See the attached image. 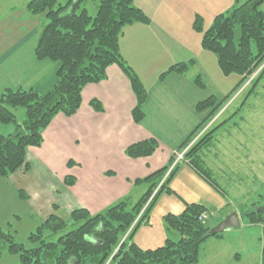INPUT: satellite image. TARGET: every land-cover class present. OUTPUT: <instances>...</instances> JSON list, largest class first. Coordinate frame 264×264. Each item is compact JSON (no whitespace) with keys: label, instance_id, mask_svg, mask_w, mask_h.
<instances>
[{"label":"trees","instance_id":"obj_1","mask_svg":"<svg viewBox=\"0 0 264 264\" xmlns=\"http://www.w3.org/2000/svg\"><path fill=\"white\" fill-rule=\"evenodd\" d=\"M83 0H68L64 4L57 0H29L25 4L31 15H43L46 23L41 29L33 48L37 60L59 63L56 80L46 92L33 88L6 87L0 93V123H12L14 131L0 134V176L9 177L17 170L28 171L26 151L30 146L38 147L43 141V131L52 118L63 113L71 116L80 107L81 92L85 85L106 78V68L117 64L129 79L136 103L132 109L133 120L138 123L143 117L142 105L146 99V88L136 72L124 61L119 51V37L125 26L147 23L148 17L134 5L133 0H98L97 9L90 14ZM234 6L226 13L216 14L211 24L202 32L201 45L215 55L218 67L224 76L238 75L239 80L221 101L212 95L197 103L198 111L209 110L207 117L178 146L182 149L199 130L219 111L230 96L237 91L248 77L262 65L250 81L253 86L264 75V0H233ZM194 27L201 28V18L196 17ZM191 62V61H190ZM190 62L174 63L160 74L183 73ZM202 87L199 75L193 78ZM251 87L248 89H251ZM90 105L97 111L102 106L97 100ZM23 108L24 116L18 120L12 111ZM209 137L205 133L184 154V161L211 186L218 185L202 167L199 151ZM158 148L154 138H147L128 145L125 153L131 158L149 156ZM175 153L168 163L135 182L148 184L146 191L132 205L120 200L98 213L86 208L72 210L67 219L50 214L38 225L29 238L38 243L25 248L8 232L0 228V239L9 242V252L18 254L20 264H192L197 262L202 242L220 233L209 235L208 225L200 218L206 208L199 203L184 202L180 213L163 216L166 228L174 230L178 239L166 238L155 248L143 249L132 241L136 228L148 219L149 211L161 191H170L167 186L178 164L161 184L157 194L137 220L130 233L126 231L137 217L151 193L161 181ZM71 166L72 161H68ZM106 174H110L109 171ZM66 184L73 182L66 176ZM20 195L24 196L23 190ZM256 207L241 212L251 223H262L260 264H264V212ZM222 233V232H221Z\"/></svg>","mask_w":264,"mask_h":264},{"label":"crops","instance_id":"obj_2","mask_svg":"<svg viewBox=\"0 0 264 264\" xmlns=\"http://www.w3.org/2000/svg\"><path fill=\"white\" fill-rule=\"evenodd\" d=\"M133 3L149 20L124 27L119 51L146 88L143 117L138 123L133 120L136 99L129 79L117 64H111L104 80L84 86L76 113H58L52 118L42 133V144L27 148L29 170L20 169L9 177L26 191L30 203L44 218L53 213L67 219L72 210L80 207L98 213L120 200L134 204L148 187L147 183L135 180L166 165L178 146L207 117L209 110L198 111L197 103L212 95L217 102L221 101L239 80L238 75L222 74L232 78L225 85L218 75L221 71L215 55L201 45L202 32L216 14L226 13L234 6L233 0ZM25 4L0 19V93L6 87L33 88L43 93L56 80L59 63L37 60L33 53L40 19L45 17L29 14ZM196 17L201 18L200 29L194 27ZM179 62H190L189 68L160 77L169 66ZM196 75L201 77L202 87L194 82ZM217 79L223 86L215 83ZM94 99L99 101L102 111L90 105ZM147 138L158 142L153 154L137 158L126 155L128 145ZM69 160L71 166L67 164ZM178 164V168L206 188L202 177L187 163ZM32 174L35 175L31 177ZM66 176L73 177L69 185L64 181ZM171 183L173 192L186 201L188 198ZM190 202L203 205L198 200ZM183 208L184 205L181 211ZM144 239H137L135 234L132 237L141 248V241L146 244Z\"/></svg>","mask_w":264,"mask_h":264},{"label":"rangeland","instance_id":"obj_3","mask_svg":"<svg viewBox=\"0 0 264 264\" xmlns=\"http://www.w3.org/2000/svg\"><path fill=\"white\" fill-rule=\"evenodd\" d=\"M28 1L0 0V19ZM66 1L57 0V3L64 4ZM97 4L98 0H83L81 6L94 14ZM46 22V19H40L39 31ZM219 74L225 85L231 83L232 78H224L221 72ZM211 75L214 80V74ZM216 81L219 84V79ZM222 82L220 84L223 86ZM250 87L242 89V92L235 91L230 96L229 105L236 99L235 102L227 110L229 105L221 107L209 120L208 126H205L207 122L183 147L187 151L208 133L209 137L198 154L202 167L221 190L211 186L204 178L200 179L206 188L199 186L179 167L167 183L170 191L160 192L151 206L147 221L142 222L134 232L139 240L141 236L145 237L146 244L140 243L143 249L160 246L166 236L175 240L179 237L174 230L166 228L163 219L168 213L180 212L185 201L173 192L172 182L188 198L187 202L198 200L209 210L202 211L206 217L203 220L208 225L217 224L232 210L240 217L239 227L228 228L220 235L202 242L198 260L192 264H260L263 224L248 222L241 212L264 204V75L248 92ZM12 111L18 120L23 119V108L17 107ZM13 131L12 123H0V134L6 135ZM184 162L182 159L179 163ZM9 177L0 176V228L16 242L29 248L38 243L37 239L31 241L29 236L37 231L44 217L30 203L26 191L23 190L24 196L20 195L19 185L10 181ZM193 177L200 181L199 177ZM8 246L7 240L0 239V264H20L18 254L9 252Z\"/></svg>","mask_w":264,"mask_h":264},{"label":"built area","instance_id":"obj_4","mask_svg":"<svg viewBox=\"0 0 264 264\" xmlns=\"http://www.w3.org/2000/svg\"><path fill=\"white\" fill-rule=\"evenodd\" d=\"M261 67H262V65L259 66V67H258V68H257V69H256V70H255V71H254V72L248 77V79L245 81V83H244V84H243V85H242V86L236 91L237 93L240 92V91L242 92L246 87L249 86L250 81L255 77V75L258 73V71L261 69ZM242 89H243V90H242ZM227 101H228V102H227ZM227 101H226L227 104H226V105L224 104L222 107H225V106L229 105L231 99L229 98ZM212 118H213V117H212ZM212 118H211V119H212ZM211 119H210V120H211ZM209 123H210V121H208V123H207L205 126H208ZM186 149H187V148L185 147V148H182V149L177 150V151L175 152L174 159H173L172 163L170 164L168 170L166 171L165 175L163 176V178H162L160 184L158 185V187H157L156 189L153 190V192L151 193L150 197L147 199V201L145 202V204H144L143 207L141 208L140 213L137 215V217L135 218V220L132 222V224L130 225V227H129L128 230L126 231V233H125L123 239H124L129 233H130V231L132 230V228H133L134 225L136 224L137 220L141 217V215L143 214V212L146 210L148 204H149V203L151 202V200L153 199V197H154L156 191H157L158 188L161 186V184L164 182L165 178L169 175V173L171 172V170L173 169V167H175V165L178 164V163L184 158V153H185ZM200 218H201V219H205V218H206V217H205V214L202 213V214L200 215Z\"/></svg>","mask_w":264,"mask_h":264},{"label":"water","instance_id":"obj_5","mask_svg":"<svg viewBox=\"0 0 264 264\" xmlns=\"http://www.w3.org/2000/svg\"><path fill=\"white\" fill-rule=\"evenodd\" d=\"M255 210L264 212V204L258 205ZM239 225L240 221L238 214L236 212H231L209 229V235L221 233L228 228L239 227Z\"/></svg>","mask_w":264,"mask_h":264}]
</instances>
